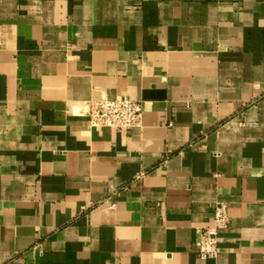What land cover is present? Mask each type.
<instances>
[{
  "label": "crops",
  "instance_id": "1",
  "mask_svg": "<svg viewBox=\"0 0 264 264\" xmlns=\"http://www.w3.org/2000/svg\"><path fill=\"white\" fill-rule=\"evenodd\" d=\"M0 264H264V0H0Z\"/></svg>",
  "mask_w": 264,
  "mask_h": 264
},
{
  "label": "built area",
  "instance_id": "2",
  "mask_svg": "<svg viewBox=\"0 0 264 264\" xmlns=\"http://www.w3.org/2000/svg\"><path fill=\"white\" fill-rule=\"evenodd\" d=\"M88 116L96 128L131 130L140 128L144 118V105L127 98L111 101L94 100L88 104ZM230 225V216L226 206L214 210L212 224L200 232L196 249L202 260L215 258L219 253V233Z\"/></svg>",
  "mask_w": 264,
  "mask_h": 264
}]
</instances>
